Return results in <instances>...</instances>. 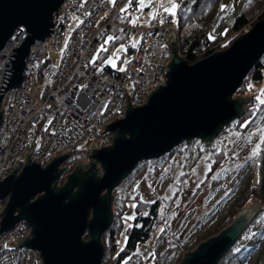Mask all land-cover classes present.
Returning <instances> with one entry per match:
<instances>
[{
    "label": "water",
    "instance_id": "1",
    "mask_svg": "<svg viewBox=\"0 0 264 264\" xmlns=\"http://www.w3.org/2000/svg\"><path fill=\"white\" fill-rule=\"evenodd\" d=\"M64 2L0 0V53L17 30L24 28L27 33L8 59L13 68L6 69L1 92L23 84L31 48L54 33V16ZM177 39L169 32L167 43L174 59L166 85L156 88L145 106L129 104L126 117L108 127L107 131L115 134L114 146L90 148L91 169L84 171V165L79 164L59 187L68 170L60 167L71 154L55 159L47 168L29 161L18 173L16 165V171L0 184V200L7 202L0 233L26 221L33 238L21 247L42 253L43 264H102L106 250L101 238L114 220L113 191L141 162L160 159L195 139L210 145L226 126L245 115L251 98L234 100V96L264 56V18L232 47L192 65L178 57ZM2 100L0 96V124ZM257 203L242 210L219 236L185 253L180 264H219L262 213ZM87 234L89 241L84 239Z\"/></svg>",
    "mask_w": 264,
    "mask_h": 264
},
{
    "label": "built area",
    "instance_id": "2",
    "mask_svg": "<svg viewBox=\"0 0 264 264\" xmlns=\"http://www.w3.org/2000/svg\"><path fill=\"white\" fill-rule=\"evenodd\" d=\"M129 1L115 2L111 8L108 0H66L61 12L55 15L54 33L44 43L38 41L31 48L23 84L6 93L0 91L4 97L0 184L16 171L17 164L21 173L29 161L47 168L56 156L66 155L85 143L89 146L88 156L94 146L98 149L114 146V134L107 131L108 127L126 117L129 104L134 108L145 106L149 95L166 85L170 60L174 59L167 43L169 32L179 39L175 21L164 9L156 8L148 29L126 26L123 22L119 26L116 21L126 13L123 9L129 6ZM107 11L113 16L109 18ZM101 19L107 20V25L99 27ZM71 23L73 33L66 42ZM111 27L130 29L132 35L141 33L136 61L124 77L110 75L95 60ZM15 34L0 53V89L6 69L13 68L8 59L27 35L24 28ZM49 42L55 51L63 52L58 67L48 60ZM30 76L33 85L27 83ZM39 84L44 88L41 100L35 96ZM6 204L0 200V229ZM32 235L26 221H19L13 229L0 233V264H43L42 253L21 247Z\"/></svg>",
    "mask_w": 264,
    "mask_h": 264
},
{
    "label": "rangeland",
    "instance_id": "3",
    "mask_svg": "<svg viewBox=\"0 0 264 264\" xmlns=\"http://www.w3.org/2000/svg\"><path fill=\"white\" fill-rule=\"evenodd\" d=\"M108 1L111 8H113L115 3H113L112 0ZM256 2L257 4L255 7V11L258 12L253 16L251 13L250 15L252 17L249 19L253 22L256 20L257 15L260 14V11L264 9V0H256ZM152 3L157 7L153 6L152 9ZM171 3L176 4V8L174 10L170 7ZM220 3L223 5L222 10L224 12L221 16L222 18L219 23L220 25L216 26V31H220L222 28L232 25L233 19L243 13H246L250 0H220ZM166 7L169 8V11H165ZM179 7L180 5L177 4L176 0H144L143 7L141 6V4H139L138 8L133 10L130 9L129 6H127L126 13L131 16L132 21L130 22L134 27L139 29H148L150 21L153 19L155 9H164V11L168 15L172 16V20L175 21L174 23H176L175 25L177 26V13ZM172 11H174L175 14H171ZM106 13H108V11ZM112 16L113 13L109 12L108 17L110 18ZM116 22L117 24H119V26L122 25L120 21L118 22L117 20ZM72 25L73 23H71L68 27L69 32L66 35V42L70 38V34L73 33L71 28ZM104 25H107V20L101 19L100 22H98V26L101 27ZM253 27L254 25L252 27L249 26L247 29L243 30L242 34L240 33L241 35L239 36V38L248 34V32H250ZM129 35L132 39V44L130 43L131 46L139 50V42L142 40L141 33L139 32L133 35L130 33ZM105 38L106 42L102 46V52L98 53L95 58L97 62L104 59L103 64L100 65V69L110 67L114 69V71L127 73L129 71L128 69L131 62H133L135 59V52L130 54L128 44L124 42L115 46L111 50L112 46L110 42L114 40L113 33L107 34ZM180 39L181 37L179 36V49H177V55L178 57L184 58L180 50ZM49 45L51 49L49 50L48 60L51 61V63L55 67H58L61 65L60 62L63 52L61 49L59 51H55L53 49V44L50 42ZM172 60L173 59L170 60V63ZM33 82L34 79L30 76V78L27 79V83L33 85ZM36 83L38 85V79H36ZM252 87L248 88L246 95L239 96L236 93V95L234 96V100L241 99V97L242 99L251 98L248 101V107L250 109L249 104H251L252 100L255 98V95H261V93H264V85H261L260 87ZM35 96H37L38 100H41L44 97L43 85L39 84V88H37V90L35 91ZM261 101H264V96H261L257 112L262 111V104L264 103H262ZM261 114L262 113L257 114L258 118L255 119L254 122L252 120H246L240 125H234L237 120L235 122H232L230 125L226 126L227 131H221L220 135L213 139L214 141L211 142L210 146L213 145L215 148L221 151H227L228 154V162L221 163L218 168H213L214 163H216V158L213 157L212 152L208 153L211 154L210 156L206 154H202V156L196 154L193 159L188 161L186 159V156L189 151L184 145L182 148L184 152L183 155H181V152L174 153L173 155H170L169 158L164 159L162 164H153L149 161L146 167L144 165L145 170L143 172L137 174V176L131 181L125 182L122 188L119 187L118 190H116V188L113 191V197H115V200L117 198H120L121 196H128L129 201V208H126V210H124L123 215V217L125 218L124 227L120 231V235L116 237L117 241L115 244L119 243V249L124 250L128 241L127 231L130 227L131 221L136 218V206L142 207L141 210L143 211L144 208L147 207L146 205L143 206V204L155 203L158 200L163 205L161 215L163 216L164 223H161V227L156 230L155 237L159 238V232H163L164 228L167 229V235L178 236L181 238V243L187 242L188 245L194 246L195 248L197 247L196 245H198V241L201 240L204 243L211 238L216 237L217 234L215 236H212L214 235L212 234L213 230L216 226L220 225L219 223L228 219L229 215L231 214V207L232 205H234L235 200H237L239 195L241 194L242 188H245L246 183L249 182L248 179L250 178L251 174L254 173L255 170L257 171V169H254L253 167L256 166V163L259 160V156L261 155V151H263L262 144L264 142V115ZM195 141L196 140H193V142L191 141L190 143H194ZM186 143L187 142H184L183 144ZM107 147L104 146L101 149ZM63 156L65 155L56 157L60 158ZM89 158L90 157H86V159L79 164L87 163L88 166H90V163L94 160ZM79 164H77L76 166L68 164L70 167L68 165L67 167L61 166V169H68L63 176H66L67 178L69 175L73 174V172L78 168ZM24 166L25 165H23V167ZM98 166L101 167L100 165ZM23 167L21 168V170L23 169ZM254 177L255 178H253V180H257L258 182L256 183L261 186V184L264 182V177H260L259 175H255ZM62 181L59 182V187H63L65 185L66 180L64 182ZM256 202H258L257 204L261 206V211H263L264 200L257 198L253 199L250 203H247L246 207L249 208L256 204ZM246 207L244 209H246ZM257 215L255 219L257 218ZM253 221L252 223H254ZM250 225L247 226L244 232H246L247 229H250ZM228 227L229 226H226V228ZM226 228L222 229L217 236H219L220 233L226 230ZM261 231L264 232V216L262 217V219L257 221V224L254 225L251 231H247V236L243 241L245 244L249 243L250 247L256 245V248L254 249L252 255H249V257H245L246 255L242 256L244 259H241L240 257H238L237 259L232 258L229 262L227 260L225 263H223L224 261H222V259L219 264H264L262 260L261 262L260 260H257L258 256L261 254L260 252L264 251V233L262 235H258V233H261ZM210 233L212 235H209ZM84 239L86 241L90 240L87 238V236H85ZM156 239L153 237L152 240L138 247V251H136V253L139 254L140 258L144 259H141L142 264H153L154 260H156V248L154 244ZM107 242L106 244H104V242L102 243L104 249L109 252L107 256L105 255L106 253L104 254V258L105 256L106 258H108L105 260V264H115L116 260L111 255L112 251L109 250V244ZM177 243L178 241L175 240V237L166 239L165 244H163L164 248L161 249V252H166V249H168L167 247L171 249L177 247ZM236 244L237 245L233 247V249L235 252H238L240 245L238 244V242ZM172 251L174 250H171L170 253ZM160 255L161 256L159 258L165 259V254L163 255L161 253ZM184 255L185 254H182V252L178 251L171 263H174L178 259L184 258ZM136 261L137 258H134L133 261L131 260L129 264H136Z\"/></svg>",
    "mask_w": 264,
    "mask_h": 264
},
{
    "label": "trees",
    "instance_id": "4",
    "mask_svg": "<svg viewBox=\"0 0 264 264\" xmlns=\"http://www.w3.org/2000/svg\"><path fill=\"white\" fill-rule=\"evenodd\" d=\"M123 2L124 0H116V2ZM177 4L180 5L178 8V18H177V30L179 33L180 39V47H181V53L185 60L188 61L190 65L197 63V61H200V59L207 58V56H211L214 53L225 51L228 49V47H232L233 43L238 39V37L242 34L243 30L247 29L249 26L256 25L258 23V20H261L264 18V9L260 11V14L257 15L256 20L253 22L252 20H249L255 13L258 11H255L256 7V0H251V2L248 4L247 12L243 13L239 16H237L235 19H233V24L227 27L222 28L220 31H216V26L220 25L221 16L224 12L223 5L220 3V0H176ZM140 4L139 0H131L129 1V7L130 9H137L138 5ZM153 4V3H152ZM153 9V6H152ZM250 12V13H249ZM252 13V16L250 15ZM119 21L126 26H131L130 21L131 16L124 14V16L119 19ZM176 24V23H175ZM130 29L127 28H110L109 32L107 34L113 33L114 40L110 42L112 48L111 50L119 45L120 43H126L128 44L129 53H134V56L136 55L137 49L131 46L132 39L130 38ZM241 33V34H240ZM105 34V36L107 35ZM157 35V33H156ZM104 36V40L106 42V38ZM103 42V45L104 43ZM131 43V44H130ZM102 51V50H101ZM99 60L97 62V65L103 64V61ZM136 60L134 59L133 62H131L130 65H132ZM106 71L110 73V75L115 77H124L127 75V73H122L118 71H114V69L108 67L104 68ZM261 86L264 85V56L260 58V60L256 63L255 67L250 71L249 77L245 79L243 82L242 87L239 89L237 94L240 95H246L248 88H251L252 86ZM253 88V87H252ZM262 95H255V98L252 100L251 104H249L250 109L245 113V115L242 116L241 119L235 120L234 125H240L242 122L246 120H252L254 122L255 119H257V114L262 113L261 115H264V104H262L263 108L262 111H258L257 109L259 107V101L261 99ZM258 101V102H257ZM257 102V104H256ZM254 118V119H252ZM252 123V122H250ZM227 131V127L224 128L225 132ZM196 141L194 143L187 142L186 144L180 145V147H176L170 154L165 155L164 157H160V159L156 160H147L143 161L139 164V166L135 169V171L129 175L128 178H126L119 187L122 188L125 182H129L132 179H134L137 174L143 172L145 170V167L147 163L150 161L153 164H159L163 162L164 159H167L170 157V155H173L174 153L181 152L183 155L184 152L182 150L183 146L185 145L187 147V150L189 151L186 159L190 161L193 159L196 154H199L202 156V154H206L210 156L211 154H208L209 152H212L213 157L216 158V163H214L213 168H218L221 163L228 162V154L227 151L219 150L215 148L213 145H207L206 142L202 139H195ZM263 151H261V155L259 156V160L256 163V166L253 167L255 170L254 173L251 174L250 178L248 179L249 182L246 183L245 188H242V192L239 195L238 199L235 200L234 205H232L231 214L229 215L228 219L219 223V226H216L213 230L212 235L211 233L209 235L215 236L218 235L219 232L222 229H225L226 226H230L232 222L236 219V216L240 214V211H242L247 203H250L253 199H261L264 200V182L261 184V186L258 185L257 180H253L255 178L254 176L259 175L260 177H264V142L262 144ZM88 144H82L78 147H75L69 155H74L75 159L71 162L73 166H76L77 164L81 163L83 160L88 158ZM166 161V160H165ZM187 161V162H188ZM164 164V163H163ZM145 165V167H144ZM143 167V169H142ZM78 169V168H77ZM76 171V170H75ZM74 171V172H75ZM73 172V173H74ZM62 182L67 180L66 176L62 178ZM61 182V183H62ZM66 182V181H65ZM117 187L116 190L119 189ZM120 197V196H119ZM129 205L128 196H121L120 198H117L116 200L113 199L112 203V213L115 218L113 220L112 225L109 228V231L104 233L101 240L106 244V242L109 244V250L112 251L111 255L116 260L115 264H129L131 260L137 258L136 264H142L139 254L136 253L138 251V247L140 245H143L147 243L148 241L152 240L153 237L156 235V230L161 227V223L163 222V216L161 215L162 210V203L158 200L155 203L151 204H143V206H147L142 211L140 206H136L135 209V219L131 221L130 227L127 231L128 235V241L126 243V246L124 250L119 249V243L115 244L117 239L116 237L120 235V231L124 227V210ZM264 216V210L261 214L257 215V218L253 221L250 225V229L247 231H251L254 227V225L257 224V221L262 219ZM247 231L244 232V235L239 238L237 241L239 246L238 252H235L233 247L230 249L229 252H227L226 257L223 258L222 261L225 263L227 260L228 262L232 258H238L244 259L242 256L246 255L245 257H249V255H252L254 252L255 246H249L248 244H245L243 241L245 237L247 236ZM167 229L163 228V232H159V235L154 244H155V258L153 264H179L184 258L178 259L174 263H171V261L175 258V254L180 251L182 254L190 253L196 250V248H200L203 244V241H198V245L195 248L194 246L188 245L187 242L181 243L180 237L178 236H171L167 235ZM264 232L261 231L259 234H263ZM216 235V236H217ZM257 235V237H258ZM88 239H90V235H86ZM178 241L177 247L171 249L167 247V251L161 252V249L164 248L163 244H165L166 239L174 238ZM102 242V243H103ZM237 245V244H236ZM235 245V246H236ZM234 246V247H235ZM197 248V249H198ZM171 250H174L170 253ZM245 251V252H244ZM243 252V253H242ZM106 256L109 252H105ZM165 254L164 258H159L160 254ZM242 253V254H241ZM261 254L258 256L257 260H261L264 262V251L260 252ZM104 258V261L108 258ZM139 259V260H138ZM144 260V259H142ZM180 261V262H179ZM106 261L103 263L105 264Z\"/></svg>",
    "mask_w": 264,
    "mask_h": 264
},
{
    "label": "flooded vegetation",
    "instance_id": "5",
    "mask_svg": "<svg viewBox=\"0 0 264 264\" xmlns=\"http://www.w3.org/2000/svg\"><path fill=\"white\" fill-rule=\"evenodd\" d=\"M69 155V154H68ZM69 158L67 159V160H65V162L62 164V166L63 167H67V165L68 164H71V162L75 159V157H74V155H70V156H68ZM84 166V171H86L87 170V168H89V169H91V167L90 166H88V164L86 163V164H83ZM69 166V165H68ZM70 167V166H69ZM64 177V176H63ZM60 185V184H59ZM36 198V197H35ZM35 198L33 199V201L35 200Z\"/></svg>",
    "mask_w": 264,
    "mask_h": 264
},
{
    "label": "snow or ice",
    "instance_id": "6",
    "mask_svg": "<svg viewBox=\"0 0 264 264\" xmlns=\"http://www.w3.org/2000/svg\"><path fill=\"white\" fill-rule=\"evenodd\" d=\"M112 2L115 3V0H112ZM130 2H131V0H130ZM139 2L141 4V6L143 7L144 6V0H139ZM250 2H251V0H250ZM170 7H171V9L174 10L176 8V4L175 3H171ZM123 11H127V9H123ZM165 11H169V8L166 7ZM171 14H175V12L172 11ZM133 23H135V22H133ZM109 39H111V38H109ZM261 95L264 96V93H261ZM261 102L264 103V101H261Z\"/></svg>",
    "mask_w": 264,
    "mask_h": 264
},
{
    "label": "crops",
    "instance_id": "7",
    "mask_svg": "<svg viewBox=\"0 0 264 264\" xmlns=\"http://www.w3.org/2000/svg\"><path fill=\"white\" fill-rule=\"evenodd\" d=\"M126 15H128V13H126ZM131 23V22H130ZM132 26V24H130Z\"/></svg>",
    "mask_w": 264,
    "mask_h": 264
},
{
    "label": "bare ground",
    "instance_id": "8",
    "mask_svg": "<svg viewBox=\"0 0 264 264\" xmlns=\"http://www.w3.org/2000/svg\"><path fill=\"white\" fill-rule=\"evenodd\" d=\"M54 19H55V16H54ZM31 51H32V49H31ZM3 101V100H2Z\"/></svg>",
    "mask_w": 264,
    "mask_h": 264
}]
</instances>
